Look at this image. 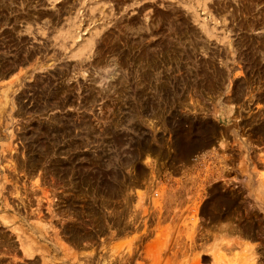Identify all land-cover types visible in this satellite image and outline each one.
<instances>
[{
	"label": "rangeland",
	"instance_id": "1",
	"mask_svg": "<svg viewBox=\"0 0 264 264\" xmlns=\"http://www.w3.org/2000/svg\"><path fill=\"white\" fill-rule=\"evenodd\" d=\"M0 264H264V0H0Z\"/></svg>",
	"mask_w": 264,
	"mask_h": 264
}]
</instances>
